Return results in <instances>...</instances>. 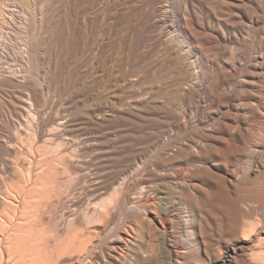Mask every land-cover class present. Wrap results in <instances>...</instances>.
<instances>
[{"label":"bare ground","instance_id":"1","mask_svg":"<svg viewBox=\"0 0 264 264\" xmlns=\"http://www.w3.org/2000/svg\"><path fill=\"white\" fill-rule=\"evenodd\" d=\"M115 4L114 24L111 25L113 33L110 30L108 34L113 54L119 57L113 55L108 58L102 54L103 101H100L96 125L102 134L104 148L109 155L117 158V170L113 174L91 177L83 172L84 168H89L88 161L78 166L68 161L74 152L82 153L88 147L83 139L85 133L78 131V136L75 133L73 115H65L68 106L75 104L72 99L73 105L68 104L67 110H62L63 115L70 119L62 126L58 121L61 132H39L40 141L45 146H55V150L57 146L59 151L55 157L58 155L59 158L55 161L58 164H54V157L49 158L51 153L46 155L39 151L40 156L35 154L31 159L36 161L39 157L40 169L32 171L27 165L25 173L21 172L23 167L22 170L17 168L21 171L13 170L17 173L13 184L15 182V189L20 190L19 198L11 193L0 194L4 211L12 209L21 214L5 233H0V264L23 263L21 250L26 249L31 240L24 235L27 241L23 243L25 237L22 234L37 232L46 222L48 226L49 220H45L44 214L49 209L63 211L62 222L58 226L56 224L57 234L54 233L60 238L63 234L60 229L64 226L67 231L69 227L79 229L76 225L81 224L82 218L85 220L89 216L86 218L89 220L91 216L92 220L95 217L103 224L99 232L104 241L117 232L123 222L134 221L135 215L148 216L150 210L155 223L150 228L152 240L149 241L154 256L149 258L157 262L166 260L167 264H190L199 258V264H264V0H117ZM106 9L102 11L104 15L109 10ZM61 17L60 22L64 26L66 15ZM62 31L61 36L64 35ZM162 31H168L175 44L164 41ZM111 33L115 36L111 37ZM107 38L104 36L101 40L106 41ZM179 51L187 56L194 74L184 70ZM127 54L130 57L128 74H120L116 78L117 88L123 91L121 100L112 105L106 101L109 98L107 83L116 75L115 72L108 74L107 66L113 60L116 66ZM133 77H139V80L130 81ZM55 79L52 78L49 84L53 85ZM121 117L125 120L127 117L136 118L141 122H132L137 124H134L138 126L135 133L138 132L139 136L122 138L110 146L107 138L116 130L115 124H122ZM142 122L147 123L142 125ZM117 127L120 128L119 125ZM41 154L48 156L45 161L52 160L51 166L45 164ZM34 160H31V167L37 165H34ZM58 166L61 168L58 169ZM91 175L95 176L94 173ZM74 176L77 180L72 179ZM84 179L88 184L85 183L87 186L82 188L83 196L72 201L71 210H65L64 204L67 203L64 199L68 200L66 196L76 194ZM71 180L77 182L70 185ZM37 192L43 203L38 201L42 206L45 203V209L40 210L38 203L33 205L30 201L31 196L37 197ZM146 197L152 202L145 203L143 200ZM35 206L38 208L34 209ZM28 214H31V219H28ZM156 228L162 235L159 241L154 239ZM95 229L90 225L87 230L89 236L85 240L88 246L93 243L90 235H98ZM184 236L189 237L185 248L181 245ZM72 237L75 239L74 235ZM71 241L69 239L68 242ZM64 242L53 245L60 251L57 253L55 249L56 255L61 254L58 261L54 262L57 259H52L54 253L50 251L52 254L49 252L44 261L40 258L41 261L36 264H49L50 261L53 264H81L80 256L71 255L77 246ZM33 247V250L37 248L36 245ZM39 247L42 250L44 246ZM52 250L54 252V248Z\"/></svg>","mask_w":264,"mask_h":264},{"label":"rangeland","instance_id":"2","mask_svg":"<svg viewBox=\"0 0 264 264\" xmlns=\"http://www.w3.org/2000/svg\"><path fill=\"white\" fill-rule=\"evenodd\" d=\"M102 1L103 0H0V168H1L0 169V183H1L0 184V190H1L0 194L6 195L7 193H11L12 195L16 196L17 199L19 198L18 196L20 195L19 194L20 190L15 189V188H17L15 182L13 184L14 179H17L16 178L17 173H15L13 170L17 171L23 167L22 169H24V170L21 171L22 170L21 169L19 171L25 173L26 171H28V167H30L29 170H32V171H36L37 169H40L41 164L39 161V157L37 160L36 159L37 156L36 157L34 156L36 161L34 159H31V158H33V155H35V154L40 156L39 151H40V153L43 152L46 155H47V153H48V155H49V153H51L49 155V158L52 159L54 157L53 161H55V158H56L55 156H56V154H58L57 153V150H58L57 146H56V150H55L54 149L55 146L52 147V146L47 145V146L51 147L53 149V151L54 150L56 151V152H52L51 148L45 146L44 145L45 143H43V141H40L39 135L42 132V130L45 133L50 131L49 132L50 134L51 133L56 134V133L61 132V128H59V125L62 126L61 124H63L66 120L70 119L69 116L66 117L63 115L62 110L66 109L68 104H72L73 100H74L73 103H75V104L74 105L72 104L73 106H71V105L68 106V110L67 109L66 110L69 111V113L66 111L65 115L72 114L73 118H75V116H77L75 119L71 118L72 123L76 124L75 125L76 126V128H75L76 132L75 133L77 136L85 133L84 137L83 136L82 137L84 139V142H86V145H88V147L90 149H87L88 147L86 149H84V151L82 152L83 154L79 151L74 152L75 156L70 155L68 157L69 158L68 161L69 162L71 161L70 164L71 163H72L71 165L74 164L73 166H75V165L78 166L79 164L81 165L85 161H88L87 163H89V168H88V170H87V168H84L83 170H85V171H83V172L85 175H86V172H87V174L89 173L90 175H87V176H91V177H97V176L101 177V176H105L109 173L113 174L117 170L116 169L117 168L116 167L117 158L112 156V155H109V151L104 148V146H103L104 140L102 139V134H101V132H99L100 130L97 129L98 127L96 125V123H97L96 121H97L98 113H99V105L103 101L101 99V94H102L101 91H103L102 90V83L104 81V80H101V74H103L102 73V71H103L102 67L104 65V64H102L103 60H104L103 55L105 54L108 58L112 57L113 55H116L114 57H117V54H113V49L111 47L112 42H111L109 34H108V32L109 33L111 32L110 30H112V33H113V29H112L113 26H111V25L114 24V17H113L114 13H115L114 12V9H115L114 5H116L115 3L117 0H107V2L110 1L109 2L110 4L107 2H105V4H104L103 2L105 0L103 2ZM101 3H103V4H101ZM55 5L60 6V7H56ZM106 5L107 6L109 5L108 6L109 8L106 7ZM63 8H64V10H63ZM102 8L103 9L104 8L109 9L105 13L107 15H104V13H102V11H103ZM59 9H60V11H59ZM101 9H102V11H101ZM29 12H30V14H29ZM93 12H95V13H93ZM103 12H105V10ZM26 15H27L28 19H27ZM62 15H66V18H67L66 22L64 23V26H63V23L60 22V19L63 18V17H61ZM57 16H58V18H57ZM26 21H27V23H26ZM58 24H60V25H58ZM58 26H60V28ZM63 28H64V30L62 31ZM61 31L64 34L62 36H61V34H62ZM162 32L164 33V41L169 42L170 44H171V42L173 44H175V42H173L174 40L172 39V37L170 36L168 31H162ZM103 33H105V34H103ZM112 33L110 34V36L114 37L115 35L113 34L114 36H112ZM25 34H26V36H25ZM28 34H29V36H28ZM57 36H58V38H57ZM104 36H106V38L108 37L107 39H109V40L106 39V41L109 44H107L106 41L101 40L102 38H104ZM25 37H27V38H25ZM61 37H62V39H61ZM59 38L61 39V41ZM27 39H29V40H27ZM101 42H104L103 44L107 45L108 48L107 47L105 48V46ZM34 43H36L37 45ZM56 43H58V44H56ZM55 44L58 46L57 48H56ZM34 45H36V46H34ZM69 46H70V48H69ZM101 46L106 50H103V48H101ZM104 51H106V52L103 53ZM19 52H21V53H19ZM16 56H17V58H16ZM125 56H126V58L128 57V59H126ZM125 56L121 60H119L120 63L117 62L116 66L113 64V63H115L114 60L109 62L108 66H107V68H108L107 73L113 74L115 72L114 74L116 75L115 77H112V79H110L109 82L107 83V85H108L107 95L109 98L106 101H108L112 105H113V103L120 102V100H121L120 96H122V92H123L122 90H119L117 88L118 82H117L116 78H119L120 74H128L127 72L129 69H127V68H128V63L130 62V59H129L130 57L128 56V54ZM179 60L184 65L183 66L184 70L187 71V73L194 74L193 66L191 65L187 56L182 51H179ZM205 64L207 66L210 65L208 62H205ZM117 65H119V66H117ZM1 67H3V68H1ZM210 71H209V73L211 74ZM73 76H75V78ZM1 77H2V79H1ZM52 78L55 79L52 83L53 85L49 84V82ZM134 78L135 77L130 78L129 80L132 82H137L139 80V77H137L135 79ZM82 79H83V81H82ZM86 81H88V83ZM48 85H51V86H48ZM42 88H44V89L42 90ZM60 88H62L61 89L62 91H60V93H59L58 91L60 90ZM120 88H121V85H120ZM92 91L94 92V94ZM69 108H72V109H70L71 111L69 110ZM144 110H142V111H144ZM181 112H182V109H180V113ZM39 113H40V115H39ZM88 114L91 116H89ZM72 115H70V116L72 117ZM55 117H57V118H55ZM64 117L66 119L63 120ZM53 118H55V119H53ZM86 118H88V119H86ZM126 119L127 120H125L124 117H121L120 121L122 124L117 123L118 120L116 121L117 124H115L116 126H114V130L115 129L116 130L113 131V133H111L110 136L107 138V140H108L107 143L109 145L111 144L110 146H112L115 142H118L122 138L128 137V139H129L131 136L133 137L134 135L139 136L138 132L135 133V130H136L135 127H138L135 125H137L138 123H141V122L137 121L136 118L133 119L131 117H127ZM55 121H57V122H55ZM58 121H59V125H58ZM130 121H131V123H130ZM132 122H136L137 124H135V123L132 124ZM146 123L147 122H142V125L146 124ZM74 124H72V125H74ZM117 125H119L120 128H118ZM133 125H134V127H133ZM132 127H133V129H132ZM129 129H131L132 131L131 130L129 131ZM16 131H17V133H16ZM78 131L80 134L78 133ZM82 131H83V133H81ZM137 131H138V129H137ZM28 132L31 134H29ZM126 132H128V133H126ZM133 132H134V134H133ZM28 135H30V137ZM143 136H146V135H143ZM90 140H91V142H90ZM88 141H89V143H88ZM24 143H26V144H24ZM25 145H26V147H25ZM42 145H44L43 148H40V146H42ZM31 146H33V147H31ZM38 148H40L41 150L40 149L38 150ZM48 148H49V151H48ZM34 149H36V150H34ZM52 153H54V154H52ZM91 153H93L94 155ZM102 153H104V154H102ZM46 155H44V157L42 155V157H41V158H43L44 161H45V159H48V156H46ZM57 158H59L58 155H57ZM57 158H56V160H57ZM51 159H50L51 162L49 160H46L45 164L46 165L49 164L48 166H51L50 165V163H52ZM95 159H96V161H95ZM31 160H34L33 161L34 165L37 164L35 167H31L33 165V164H31L32 163ZM112 161H113V163H111ZM55 163L58 164V162H56V161L54 162V164ZM92 163L95 166H93ZM27 165H28V167H27ZM110 165H111V167H110ZM17 168H19V169H17ZM60 168L61 167H59L58 169H60ZM77 168H75V170H77ZM79 169L80 168H78L77 171H79ZM94 169H97V170H94ZM92 173H94L95 176L91 175ZM75 176L72 178L73 180H77V177H75ZM73 180H71L70 185L71 184L74 185L77 182V181H73ZM84 181H87V179L86 180L84 179L81 181L82 182L81 187L79 188L81 191L77 190L76 194L66 196V199H68V200L64 199V202L66 201V203H67V204H64L65 205L64 207L66 208L65 210H71L72 209V206H71L72 201L74 199H78V198L83 196L82 188H84V185L87 186L86 184H88V182H84ZM10 182L12 183V188H11ZM14 189L16 191H14ZM78 192L81 196L78 194ZM37 193L39 194V192H37ZM38 194L35 195L38 198L37 197L33 198L34 196L33 197L31 196L32 199L30 201H31V203H33V205H34V203L35 204L38 203V205L40 206L39 207L40 210L45 209L43 207V206H45V203L43 206H42V204L40 205V202H41L40 200H42V199H40L41 198L40 194H39V196H38ZM77 194L79 195L78 197H77ZM149 197H146L143 201L145 203L152 202V200ZM41 203H43V202H41ZM36 206L34 207V209L38 208ZM39 209H37V210H39ZM43 212H44V210H43ZM53 212H54V210L49 209L48 213L44 214V217L46 218L45 220H47V221L49 220L48 226H47L48 222H46V221H45L46 223H44L46 225L41 226L44 228V230L42 228V229H40L41 232H40V230L39 231L37 230V232H34V231H36V230H34V231H32V233L31 232H25V234L24 233L22 234L23 236L26 235V237H27V239H29V241L31 240L30 242L28 241L29 242L28 246H25L26 249L21 250L24 255L20 254V252H19V254L21 255V258H23V263L30 264V263H32V260H34L35 264H36V262L41 261L42 258H43L42 261H44V259L47 257V255L49 254L50 251L52 253H54V254H52L50 252L52 254L51 255L52 259H54V260H55V258L57 259V260H55V261L53 260V261L54 262L58 261V258H60L61 254H59L58 256L56 255L57 253H60V251L57 250L56 247H54L53 245H55L56 243H59V242H64V239L66 238L67 240L65 239L64 243H71L74 240L72 243L75 244V247L77 246V248H78V246L80 245L79 246L80 248H78V250H77V248H75L74 252L71 249V251L73 252V253L71 252V255H75L78 257L80 256L79 262L81 261V264H83L84 262H85L84 264H89L90 261L93 264H167L166 260L162 261V262H160V261L157 262V261H155V259L153 260L152 258H149L150 256H154V254L150 248L151 243L149 241L152 240V238L150 237L152 230L150 228L155 223L153 220L154 214L150 210H149L148 216L135 215L134 221L131 222L129 220V221L123 222L121 224V227L119 228L120 230L118 229L117 232L111 234L108 237V239L104 240V241L102 240V236H100L101 233L99 232L102 230L101 228H102L103 224L99 221V219H96L95 217L92 220L91 216H90V219L92 221L90 219L89 220L86 219V218H89V216H86L85 220H84V217L82 218L81 224L76 225L77 228H79V229H76V228L74 229L72 227H69L71 229L69 230V228H68V231H67V229H65V226H64L63 229H60L63 232V234H62L63 237L62 236H61V238L58 237V235H56L57 234L56 227L62 222L63 211L59 210L58 212H56V211L54 213ZM18 214H19V216L21 215L19 212L17 213V212L12 211V209H9V211H7V209H5V211H4V207L0 203V221L2 220L1 223H3V225L0 223L2 225V226L0 225L1 226L0 227V233H5L4 231H7L6 229H8L11 226V223L17 221L16 218L19 219L21 217V216L18 217ZM49 214H51V215L49 216ZM28 215H27L28 219H31V214H28ZM50 220H52V221H50ZM88 222H89V224H88ZM56 224H57V226H56ZM36 225H37V223H36ZM38 225H40V224H38ZM90 225L92 228H94V229L96 228L95 230H97L98 235H96L95 233H94L95 235L93 234L94 236L90 235L91 238L90 237L89 238L93 239V240H90V239L89 240L91 241V243L92 242L93 243L92 244L90 243L91 246L90 245L88 246L89 243L85 240V238L89 236V234L87 233V230L89 229ZM64 229L66 231L65 233H64ZM82 229L84 230V233L82 232L83 231ZM156 229L158 230L159 228H156ZM42 230H43V232L45 230H47L46 232H44L45 236H44ZM78 230L80 231V234H79ZM157 230H156V234H155L156 237L154 239L159 241L162 239V235L160 233V230H158V232H157ZM71 232L75 236V239H74V237H72L73 235H71L72 234ZM54 233H56V234H54ZM32 234H34V235H32ZM39 234L43 235L44 237H41ZM197 235H198V237H200L199 234H197ZM38 236H40V238ZM24 237H23V239H24ZM26 237H25L23 243H25V241H27ZM67 237L70 239V241L72 239V241L68 242L69 239ZM46 238H47V240L45 241ZM115 238H117V239H115ZM0 239H1V235H0ZM38 239H41L42 241L40 240L38 242ZM61 239H63V240H61ZM57 240H58V242H57ZM84 240H85V242H84L85 244L88 243L85 246H84V243H82V241H84ZM185 241H189V237L184 236V239L183 240L181 239V245L184 248L186 247ZM32 242H33L34 246L36 245L37 251H35L36 249L33 250L34 247L32 245ZM36 242L41 243L40 245L43 244L44 247L42 250H41V247H39L40 245L38 246V243L34 244ZM81 244H83V245L81 246ZM26 245H27V242H26ZM47 246L50 247L51 250ZM51 246H52V248H51ZM86 246H87V248H86ZM29 247L31 248V251H29L30 250ZM46 247L48 249H46ZM92 247L94 250L92 249ZM53 248H54V252L52 250ZM55 249H56L57 253H55ZM39 252H42V253H39ZM94 252H96V253H94ZM78 254H80V255H78ZM98 254H101V255H98ZM25 255L27 256V258L24 261V258L26 257ZM31 255L35 256V257H31ZM37 255H38V257H37ZM82 256H84V258H82ZM91 257H92V259H91ZM21 258L19 256V258H18L19 263H20ZM35 258H37V259H35ZM34 261L32 264H34ZM0 262H1V259H0ZM50 262H49V264H53ZM23 263L21 262L20 264H23ZM45 264H48V263H45ZM190 264H199V258H198V260L197 259L194 260V262L193 261L190 262Z\"/></svg>","mask_w":264,"mask_h":264}]
</instances>
